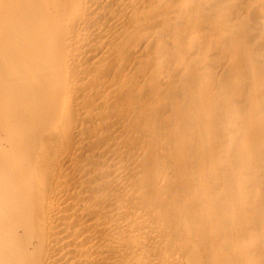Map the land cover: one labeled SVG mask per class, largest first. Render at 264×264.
Returning a JSON list of instances; mask_svg holds the SVG:
<instances>
[{"label":"bare ground","instance_id":"bare-ground-1","mask_svg":"<svg viewBox=\"0 0 264 264\" xmlns=\"http://www.w3.org/2000/svg\"><path fill=\"white\" fill-rule=\"evenodd\" d=\"M0 264H264V0H0Z\"/></svg>","mask_w":264,"mask_h":264}]
</instances>
